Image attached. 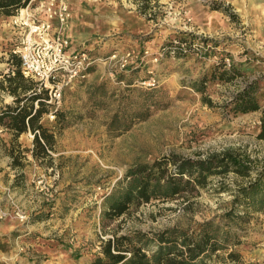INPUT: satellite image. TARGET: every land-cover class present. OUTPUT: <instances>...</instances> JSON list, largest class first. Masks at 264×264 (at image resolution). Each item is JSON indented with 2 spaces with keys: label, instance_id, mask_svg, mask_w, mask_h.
Returning a JSON list of instances; mask_svg holds the SVG:
<instances>
[{
  "label": "rangeland",
  "instance_id": "rangeland-1",
  "mask_svg": "<svg viewBox=\"0 0 264 264\" xmlns=\"http://www.w3.org/2000/svg\"><path fill=\"white\" fill-rule=\"evenodd\" d=\"M44 1H32L26 11L45 18L39 5ZM67 5L63 36L68 51L82 49L100 59L132 51L137 55L132 65L140 69L131 73L132 65L120 70L107 61L65 89L60 107L70 114L71 126L57 134L44 160L28 152L22 168L13 169L11 134L0 129V264H90L102 242L114 235L138 231L151 236L167 228L219 222L235 190L249 180L233 172L209 176L204 188L192 183L172 199L141 204L102 223L104 196L137 165L160 162L171 176L184 160L235 154L252 166H264V140L256 137L264 100L261 110L244 115H228L223 108L254 79H261L264 90V0H67ZM20 15L21 10L0 19L4 87L7 62L15 61L11 50L25 31ZM51 25L57 28L55 20ZM181 38L191 45H181L184 56L175 57L167 47ZM222 59L235 64L241 76L226 83L208 82L202 94L193 90L190 85ZM118 74L123 82H117ZM151 78L156 80L155 91L161 92L160 106L127 130L108 131L125 81L148 87L143 83ZM98 85H105L104 95L97 91L95 97L102 105L91 110L87 91ZM12 100L0 87V108ZM42 121L53 122L48 116ZM20 140L21 148L29 150ZM250 212L232 225L237 242L204 264H264V213ZM230 252L238 262L227 258Z\"/></svg>",
  "mask_w": 264,
  "mask_h": 264
},
{
  "label": "trees",
  "instance_id": "trees-1",
  "mask_svg": "<svg viewBox=\"0 0 264 264\" xmlns=\"http://www.w3.org/2000/svg\"><path fill=\"white\" fill-rule=\"evenodd\" d=\"M28 3L29 0H0V19L17 16ZM211 8L220 10L216 6ZM170 44L167 47L168 51L173 52L175 57L184 56L181 45L185 44L186 48L191 45L183 38ZM10 58L15 61L10 64L8 60L10 70L8 69L9 72L4 75L5 87L3 84L0 87L7 90L13 100L11 104L0 108V129H5L11 134V167L15 169L22 168L23 155L28 152L35 160H44L48 157L57 134L70 127L71 122L70 114L62 107L48 103L46 90H38L36 82L22 76L18 57L10 54ZM138 69L140 67L132 65L129 71L133 73ZM88 72L91 74L93 69ZM241 74L235 64L227 65L222 59L190 86L202 94L208 82H231ZM116 80L123 82V75L118 74ZM131 81L126 80L123 91L117 94V109L107 123L110 132L127 130L134 124L147 120L152 109L161 104V92L155 91L156 82L153 86L136 87ZM260 84L261 79H254L244 85L223 106L224 111L228 115L237 116L261 110L264 90L260 88ZM104 87L105 85H98L91 90L88 89L86 104L91 110L102 105L101 100L95 97L97 91L104 95ZM68 88H64L62 92ZM49 114L54 116L53 122L44 123L43 117ZM26 133L33 136L32 148L29 150L22 149L17 142L18 137ZM256 137L264 140V108ZM230 172L249 180L235 190L229 208L220 217L219 222L212 219L189 229L167 228L151 236L138 231L118 237L114 235L113 238L102 242L100 253L93 257L90 264H204L206 258L227 250L237 242L232 225L242 222L250 211L264 213V166H252L239 155L223 154L193 163L184 160L178 164L176 175L171 176H167L165 171L161 170L160 162L137 165L129 169L123 179L117 181L113 190L104 196L100 212L102 223L116 220L125 215L130 208L150 201L172 199L188 190L192 183L204 188L209 176L225 175ZM227 258L238 262V256L233 252H230Z\"/></svg>",
  "mask_w": 264,
  "mask_h": 264
},
{
  "label": "built area",
  "instance_id": "built-area-1",
  "mask_svg": "<svg viewBox=\"0 0 264 264\" xmlns=\"http://www.w3.org/2000/svg\"><path fill=\"white\" fill-rule=\"evenodd\" d=\"M32 1L29 0L25 11ZM39 5L45 18L38 19L26 11L25 18L19 21L24 34L13 46L11 54L18 57L22 76L36 82L38 90L47 91L49 104L60 106L62 88L87 79L88 71L94 66L109 61L123 70L136 63L137 55L132 51L123 56L113 53L106 59L94 58L82 49L68 51L69 45L63 36L69 19L67 0H45ZM52 20L57 22V28L51 25ZM154 84L153 78L143 83L148 87ZM47 116L50 120L54 118L52 114Z\"/></svg>",
  "mask_w": 264,
  "mask_h": 264
},
{
  "label": "crops",
  "instance_id": "crops-1",
  "mask_svg": "<svg viewBox=\"0 0 264 264\" xmlns=\"http://www.w3.org/2000/svg\"><path fill=\"white\" fill-rule=\"evenodd\" d=\"M39 17H40V15H39ZM26 134H29V135L23 134V136L22 135L20 136V139H21L20 141H22L24 143L23 146H25L26 148L31 149L32 148V139H33V136L30 133H26ZM27 136L28 137L30 136V137L27 138ZM22 139H24V140H22Z\"/></svg>",
  "mask_w": 264,
  "mask_h": 264
},
{
  "label": "bare ground",
  "instance_id": "bare-ground-1",
  "mask_svg": "<svg viewBox=\"0 0 264 264\" xmlns=\"http://www.w3.org/2000/svg\"><path fill=\"white\" fill-rule=\"evenodd\" d=\"M24 14H25V10H21L20 18H23V19H24ZM17 19H18V18H17Z\"/></svg>",
  "mask_w": 264,
  "mask_h": 264
}]
</instances>
